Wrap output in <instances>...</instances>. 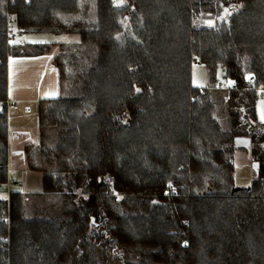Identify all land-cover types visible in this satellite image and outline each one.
Returning a JSON list of instances; mask_svg holds the SVG:
<instances>
[{
    "label": "trees",
    "instance_id": "trees-1",
    "mask_svg": "<svg viewBox=\"0 0 264 264\" xmlns=\"http://www.w3.org/2000/svg\"><path fill=\"white\" fill-rule=\"evenodd\" d=\"M11 23L78 39L17 42ZM53 44L59 95L20 151L42 189L10 191L8 61ZM195 62L233 81L229 129ZM260 89L264 0H0V264H264Z\"/></svg>",
    "mask_w": 264,
    "mask_h": 264
},
{
    "label": "rangeland",
    "instance_id": "rangeland-1",
    "mask_svg": "<svg viewBox=\"0 0 264 264\" xmlns=\"http://www.w3.org/2000/svg\"><path fill=\"white\" fill-rule=\"evenodd\" d=\"M16 28V27H15ZM78 39L77 33H62L53 30H29L27 32H21L18 30L14 41L17 42H55L62 41H76ZM58 50V45L53 44L51 50L46 53L47 55H55ZM15 60V59H14ZM12 74L16 76L18 70L17 65L11 66ZM217 78H220L224 85L223 87H215L213 85V76L209 72L208 68L202 64L195 62L192 70V83L194 86L204 87L212 84L211 86V98L216 102L215 117L220 122L223 129H229L232 124L231 110L227 103L226 96L228 89L233 85L231 79H226L223 71H218ZM264 89H260V99L263 96ZM10 104L8 105V126L11 135L10 146V168H9V181H11V188L4 184L0 187L2 189L27 192H39L42 189V173L29 170L20 156V151L25 144L29 142L37 143L39 141L38 134V103H23L19 102V106ZM260 117L264 118L261 113ZM20 131L23 132L20 134ZM17 133V134H15ZM17 137H13V135ZM236 168H235V182L239 186H248L256 176V171L252 164V160L248 156V153L239 149L235 155ZM5 186V187H3ZM9 193V192H8ZM5 194L0 191V197H4Z\"/></svg>",
    "mask_w": 264,
    "mask_h": 264
},
{
    "label": "crops",
    "instance_id": "crops-1",
    "mask_svg": "<svg viewBox=\"0 0 264 264\" xmlns=\"http://www.w3.org/2000/svg\"><path fill=\"white\" fill-rule=\"evenodd\" d=\"M15 59V60H14ZM52 55H39L29 57H10L9 66V92L8 100L19 102L38 103L43 98H56L59 95V74L53 65ZM17 65V74H12L11 66ZM264 96V92H263ZM16 107V106H13ZM16 107V108H17ZM264 98L257 104V117L264 122ZM15 137V136H14Z\"/></svg>",
    "mask_w": 264,
    "mask_h": 264
},
{
    "label": "built area",
    "instance_id": "built-area-1",
    "mask_svg": "<svg viewBox=\"0 0 264 264\" xmlns=\"http://www.w3.org/2000/svg\"><path fill=\"white\" fill-rule=\"evenodd\" d=\"M17 32H18L17 28H15V25L11 23V25L9 27V30H8V35H9V37H10L11 40H14V38L17 35ZM223 85H224V83H223V81L220 78H218L216 80L215 84H214L215 87H223ZM8 104L9 105L10 104L17 105L16 102L10 101V100H8ZM7 184L9 185V183H7Z\"/></svg>",
    "mask_w": 264,
    "mask_h": 264
},
{
    "label": "snow or ice",
    "instance_id": "snow-or-ice-1",
    "mask_svg": "<svg viewBox=\"0 0 264 264\" xmlns=\"http://www.w3.org/2000/svg\"><path fill=\"white\" fill-rule=\"evenodd\" d=\"M249 79H251V77H249Z\"/></svg>",
    "mask_w": 264,
    "mask_h": 264
},
{
    "label": "water",
    "instance_id": "water-1",
    "mask_svg": "<svg viewBox=\"0 0 264 264\" xmlns=\"http://www.w3.org/2000/svg\"><path fill=\"white\" fill-rule=\"evenodd\" d=\"M244 144V143H243ZM248 150H249V148H248Z\"/></svg>",
    "mask_w": 264,
    "mask_h": 264
}]
</instances>
